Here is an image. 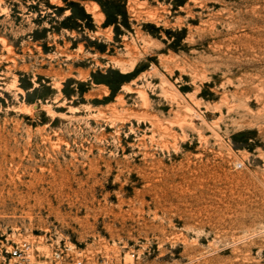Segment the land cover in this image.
Instances as JSON below:
<instances>
[{"label": "rangeland", "instance_id": "obj_1", "mask_svg": "<svg viewBox=\"0 0 264 264\" xmlns=\"http://www.w3.org/2000/svg\"><path fill=\"white\" fill-rule=\"evenodd\" d=\"M264 264V0H0V264Z\"/></svg>", "mask_w": 264, "mask_h": 264}, {"label": "built area", "instance_id": "obj_2", "mask_svg": "<svg viewBox=\"0 0 264 264\" xmlns=\"http://www.w3.org/2000/svg\"><path fill=\"white\" fill-rule=\"evenodd\" d=\"M30 245L26 243L16 245L10 250V254L14 259L13 264H88V262L81 256L71 253V246L64 245L57 247L53 253L40 261H35L30 258ZM99 264H118L114 260L104 258L100 260Z\"/></svg>", "mask_w": 264, "mask_h": 264}]
</instances>
